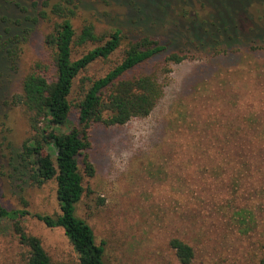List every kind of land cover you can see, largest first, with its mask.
Segmentation results:
<instances>
[{
  "label": "rangeland",
  "instance_id": "rangeland-1",
  "mask_svg": "<svg viewBox=\"0 0 264 264\" xmlns=\"http://www.w3.org/2000/svg\"><path fill=\"white\" fill-rule=\"evenodd\" d=\"M17 1L26 9L10 4L0 8V15L6 11L23 18L21 27L26 29L18 57L0 62V204L11 214L0 218V264L26 263L27 249L16 225L36 236L54 263L76 264L77 255L62 229L46 227L35 217L59 213L55 181L34 185L12 174L9 165L10 156L33 136L26 111L11 100L20 94V81L33 63L46 57L43 36L50 29L32 20L36 8L29 0ZM81 1L75 27L85 17L99 31L118 25L131 36L144 31L168 34L174 19L192 18L189 34L204 36L213 29L193 25L212 21L208 15L214 9L192 6V0H176L175 10H166L154 24L133 22L137 2ZM217 1L220 9L240 6V0ZM250 15V24L231 41L220 32L203 42L180 38L176 47L188 48L191 56L159 74L163 93L152 111L120 126L91 129L88 156L93 174L81 169L84 193L75 214L103 245L105 264H182L170 246L173 238L192 247L188 264H264V50L243 48L246 42L264 41V6L253 4L246 13ZM187 26L178 27L186 36ZM217 40L239 46L233 50L239 56L236 63L207 64L225 55L212 50L218 48ZM119 58L116 51L86 74H102Z\"/></svg>",
  "mask_w": 264,
  "mask_h": 264
},
{
  "label": "trees",
  "instance_id": "trees-1",
  "mask_svg": "<svg viewBox=\"0 0 264 264\" xmlns=\"http://www.w3.org/2000/svg\"><path fill=\"white\" fill-rule=\"evenodd\" d=\"M29 1V5L36 8L32 20L45 22L50 29L43 36L46 57L33 63L20 81V94L11 100L12 104L24 108L33 132L32 138L25 140L18 152L10 156L11 173L25 176L37 186L54 180L59 213L55 216L36 214L35 217L46 227L62 229L77 255L76 264H105L103 245L96 242L91 226L75 214L76 204L84 193L82 170L87 175L93 174L88 156L91 129L98 125L120 126L132 118L147 116L163 93L159 74L170 72L171 65L191 56L187 53L188 48L176 47L180 38L203 42L215 35L214 32L229 39L226 41L240 37L251 21V15L250 18L246 16L248 8L256 3L264 6V0H240V6L234 9L229 5L220 9L217 0H192V6L200 3L203 8L210 5L214 9L208 15L212 21L193 23L213 28L204 36L189 34L192 18L184 21L189 28L187 36L178 28L185 25L184 22L175 19L168 34L144 31L131 36L118 25L99 31L96 23L85 17L79 27H75L73 21L80 15L81 0ZM21 3L0 0V8L6 10V4H10L25 10ZM129 3L136 5L137 17L133 22L143 24L156 23L166 10L174 11L178 4L176 0H129ZM5 13L0 15V62L7 64L18 57L26 29L21 27L25 22L23 18ZM147 13L149 17L140 18ZM222 14L224 21H221ZM216 42L220 43L218 48L212 49L214 53L225 55L211 59L207 64L239 60V56L233 54L239 46ZM258 43L246 42L243 48L250 52L264 50V41ZM79 48L86 49L74 56V50ZM116 51L120 52L119 60L111 63L104 73L86 74L92 65L109 61ZM2 86L0 79V90ZM62 126L67 130H58ZM248 163L251 164L250 160ZM197 164L202 162L198 159ZM10 216L0 204V218ZM15 231L27 249L25 264H69L51 261L40 240L28 235L22 227L16 225ZM169 243L182 264L192 260L194 252L188 243L178 238Z\"/></svg>",
  "mask_w": 264,
  "mask_h": 264
}]
</instances>
